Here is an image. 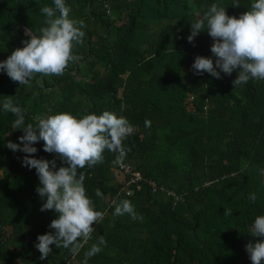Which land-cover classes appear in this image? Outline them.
<instances>
[{"label":"trees","instance_id":"16d2710c","mask_svg":"<svg viewBox=\"0 0 264 264\" xmlns=\"http://www.w3.org/2000/svg\"><path fill=\"white\" fill-rule=\"evenodd\" d=\"M236 2L240 7H232ZM251 3L66 0L71 18L85 25L84 43L75 49L80 59L63 76L37 75L29 85L0 72V264H83L101 236L107 244L88 264H252L246 245L257 239L251 228L264 215V81L234 88L238 71L221 79L196 75L197 56L215 61L214 41L207 32L194 44L187 39L191 23L212 4L239 18ZM45 5L53 0H0V62L30 40L26 30L40 35ZM9 97L24 110L26 124L62 112L110 111L136 129L124 142L131 148L124 165L143 177L130 186L132 194L121 191L125 177L113 164L115 154L105 151L103 163L84 170L87 193L105 216L75 258L52 245L41 260L35 247L39 235L54 232L49 225L58 215L40 211L45 201L36 191V170L23 166L27 154L6 146L24 135L2 109ZM34 147V158L64 166L43 151V141ZM147 181L160 189L152 192ZM123 199L142 218L114 215L113 201Z\"/></svg>","mask_w":264,"mask_h":264},{"label":"clouds","instance_id":"9594fccd","mask_svg":"<svg viewBox=\"0 0 264 264\" xmlns=\"http://www.w3.org/2000/svg\"><path fill=\"white\" fill-rule=\"evenodd\" d=\"M232 7L238 8L240 4L236 2ZM40 11L46 17V26L40 29V35L26 30L30 40L23 41L24 47L17 48L0 62V72H6L20 85H29L37 75L63 76L70 65L80 59L75 49L84 43L82 29L85 25L83 21L71 18V8L66 0H53L52 6L45 5ZM202 32H207L214 41L210 51L215 61L197 56L192 65L196 75L208 73L221 79V73L231 76L238 71L234 88L250 80L264 81V0H252L250 9L239 18L229 16L224 7L212 4L201 18L191 23L188 42L194 44ZM2 109L16 117L12 127L24 133L19 137L20 143L9 141L6 146L13 152L27 154L23 166L36 170L40 181L36 191L45 201L40 211H54L58 215L49 225L54 232L37 237L35 247L41 253L40 259L49 257L53 252L52 245L69 249L75 258L92 239V233L96 231L94 225L100 224L105 216L104 212L96 210L87 193L84 170L103 163L105 151L115 154L113 164L124 167L127 153L131 151V148L126 149L124 142L135 129L125 117L110 111L80 117L62 112L36 117L37 123L33 125L26 124L24 110L10 97L2 104ZM150 124L145 121L146 127ZM41 141L44 142L43 151L55 154L64 166L58 167L56 159L34 158L38 152L34 145ZM95 195L103 198L99 189ZM256 199L255 193L249 195L252 203ZM113 205L116 216L129 215L133 221L142 218L127 199L114 200ZM251 236L257 239L246 245V252L252 264H264V215L255 218ZM106 244L101 236L85 252L83 264H88V258L100 253Z\"/></svg>","mask_w":264,"mask_h":264},{"label":"built area","instance_id":"2783aa9c","mask_svg":"<svg viewBox=\"0 0 264 264\" xmlns=\"http://www.w3.org/2000/svg\"><path fill=\"white\" fill-rule=\"evenodd\" d=\"M134 129H135V127H134ZM118 167H119V170L122 172V174L125 177L124 178V186L121 188V191L126 193L127 195H130L133 193V190L130 188V186L132 184H135L137 182L142 181L143 177L141 176V174L138 171L132 169L128 165H124V167H121L118 165ZM147 183L151 186L152 192H156L160 189V188H158L156 183H154L152 181H147ZM139 188L140 187L138 186L137 189H139ZM166 194L168 195V193H166Z\"/></svg>","mask_w":264,"mask_h":264},{"label":"rangeland","instance_id":"374dc122","mask_svg":"<svg viewBox=\"0 0 264 264\" xmlns=\"http://www.w3.org/2000/svg\"><path fill=\"white\" fill-rule=\"evenodd\" d=\"M117 178H118V180H121V179H122V176H118ZM117 178H116V179H117Z\"/></svg>","mask_w":264,"mask_h":264}]
</instances>
